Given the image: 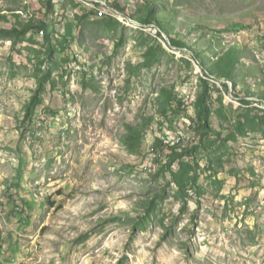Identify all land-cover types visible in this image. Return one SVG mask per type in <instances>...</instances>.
Wrapping results in <instances>:
<instances>
[{
	"label": "rangeland",
	"instance_id": "obj_1",
	"mask_svg": "<svg viewBox=\"0 0 264 264\" xmlns=\"http://www.w3.org/2000/svg\"><path fill=\"white\" fill-rule=\"evenodd\" d=\"M71 1L48 15L41 0H0L7 17L1 28L19 22L3 11L30 10L63 49L51 60L45 34L17 45L0 35V264H117L123 257L125 264H264V131L223 143L246 110L241 100L264 110V0H111L130 16L150 3L158 13L164 6L174 38L201 46L214 37L216 51L238 50V89L226 80L210 87L215 107L223 96L231 108L230 121L214 114L207 136L194 120L200 79L208 77L190 65V52L127 21L110 28L102 23L107 15L94 14L99 9ZM142 32L169 51L152 68L141 65ZM41 79L43 102L26 119ZM163 90L182 102L180 110L175 102L163 115ZM145 121L142 151L130 154L122 142L127 125ZM160 134L181 139L174 146L182 149L224 146L194 155L199 181L186 213L163 168L165 147L154 152ZM220 157L222 165L209 171L208 162ZM163 190L152 225L142 231L134 220Z\"/></svg>",
	"mask_w": 264,
	"mask_h": 264
},
{
	"label": "trees",
	"instance_id": "obj_2",
	"mask_svg": "<svg viewBox=\"0 0 264 264\" xmlns=\"http://www.w3.org/2000/svg\"><path fill=\"white\" fill-rule=\"evenodd\" d=\"M46 6L43 7L46 10L48 15L52 14L55 11L56 5L58 4L57 0H41ZM76 2V1H75ZM73 0L71 1V5H74V8L81 7L76 4ZM113 7L121 12L122 14L131 17L141 25L149 26L154 25L160 29V31L166 34L169 38L171 47L175 51L187 50L191 53V61L190 65H194L192 61H194L198 67L201 69L202 73L208 77V79L201 78L200 86L202 89L201 95L196 99V117L197 119L194 122H198V127L202 130V135L207 136L209 129L210 118L216 114L221 121L229 122L228 111L231 109L230 107L224 104V97L220 96L218 98L217 107L215 103L212 102V94L210 87L211 84H215L211 80H226L233 84L234 88L238 89V80H237V66L239 64V52L236 48L232 50H227L225 52L216 51L212 48L213 43L215 42V38L208 39L204 45L196 46L194 44H189L187 41L179 40L174 38L170 34V30L166 27L172 23V19L163 13L165 8L163 6V12H157L154 8V5L150 3L146 11L140 10L137 15L130 16L127 14L125 8H121L118 2L113 3ZM82 8V7H81ZM24 9V8H23ZM84 9V8H82ZM20 10H15L13 8H9L4 12L11 13L16 18L19 19L15 25L11 28H1V23L7 21V17L4 14L0 15V35L5 39H9L13 44L17 45L19 42H32L34 32L40 33L42 30L45 34L44 41L48 44V56L51 60H53V55L58 54L59 51H63L59 42H53V34H50L48 23L44 20H35L31 18L30 20L22 21L21 16L18 14ZM92 14V13H91ZM94 15V14H92ZM102 23L110 28H116L119 25H123L116 19L106 18L102 21ZM236 27V26H235ZM67 37L72 35V28L68 27ZM191 30V29H190ZM192 32V30H191ZM30 35V36H29ZM144 38V49L145 53L143 55L142 67L144 68H152L155 64H157L161 58L168 54L169 51L163 46V44L159 41L158 38H155L151 34L147 32H142ZM29 36V38H27ZM159 38L163 39L161 33H159ZM201 37H196L194 42L201 41ZM60 49V50H59ZM44 65L43 60H39L38 67L39 70ZM51 72H47L45 77L50 76ZM44 79H41L38 88L35 91L31 100L24 107L25 118L30 119L36 112V109L42 104V92ZM261 89L263 86L258 84ZM223 87L225 90L229 91V86L223 83ZM235 89V90H236ZM235 96L238 94L235 92ZM161 103H162V113L163 115L167 114L168 107L174 108L173 104L176 102L178 105V109L182 108V102L176 101L177 99L174 97V94L170 91L163 90L161 92ZM261 100L264 101V91L259 94ZM241 103L246 107V110L235 119L233 123V130L230 131L228 136L224 138L223 143L237 142L240 137H246L249 132L257 133L264 131V110L259 109L257 107L252 106V102L247 100H241ZM175 112V110H174ZM149 122L145 121L142 124L137 125H127L126 135L123 137V145L125 149L133 155H139L142 151L143 140L148 132ZM221 138V134L218 133ZM217 142H207L202 143V149L206 150H215L218 147ZM165 147L166 153V164L163 166L166 171L169 172L171 176L170 183L177 187L176 192V200L182 203L181 212L186 213L189 211L188 209V199L190 197V191L197 190V185L199 181V170L200 163L194 159V155H198L200 152L199 146L189 149H182L179 146H170L162 142L158 139L155 142L154 152H157L160 148ZM224 146H219L218 149L223 148ZM156 162V161H155ZM208 170L210 171L211 166L215 163L222 165V157H220L217 161L211 160L208 162ZM177 165V169L173 167ZM199 196L203 195L201 189L198 191ZM165 190H163L160 194H157L155 197L147 200L143 207V213L135 219V222H140L142 225V231H144L147 225H152L153 217L156 215L161 201L164 200ZM127 218L130 216L127 214ZM131 219V218H130ZM133 220V219H132ZM164 224L165 221L162 220ZM164 239V238H163ZM127 257H123L118 261L117 264H125Z\"/></svg>",
	"mask_w": 264,
	"mask_h": 264
},
{
	"label": "built area",
	"instance_id": "obj_3",
	"mask_svg": "<svg viewBox=\"0 0 264 264\" xmlns=\"http://www.w3.org/2000/svg\"><path fill=\"white\" fill-rule=\"evenodd\" d=\"M65 0H57V2H60L61 4L64 3ZM91 1V5H92V9H99L101 11H107L108 9H115L113 7V3H101V2H95L93 0H89ZM27 3L30 5V0H27ZM30 12V10H29ZM29 12H23V13H18L21 16V19L23 20H30L31 19V14H29ZM119 14H122L121 12H119ZM124 15V14H122ZM125 21H133V19H127V16H125ZM148 30H150L152 33H156L159 34L155 29H154V25H149V26H145ZM41 36H44V31L42 30L40 32ZM159 139L164 142L167 145L170 146H174V144L176 142H181V139H175L173 135H159Z\"/></svg>",
	"mask_w": 264,
	"mask_h": 264
},
{
	"label": "bare ground",
	"instance_id": "obj_4",
	"mask_svg": "<svg viewBox=\"0 0 264 264\" xmlns=\"http://www.w3.org/2000/svg\"><path fill=\"white\" fill-rule=\"evenodd\" d=\"M76 1L78 4L82 5L83 7H89V8H92V5H91V1L89 0H74ZM95 2H101V3H112L111 0H93ZM100 12H103L101 10H95L94 11V14H101V15H107L106 17L104 18H111V19H116V20H123L124 22L125 21V15H122V14H119V11L116 10V9H108L107 11H104V13H100ZM107 13V14H105ZM108 16H113V17H108ZM102 18V17H100ZM127 19H132L131 17L127 16ZM130 25L136 27V28H139L141 30H145L147 29L144 25H141V23H138L137 21H135L133 19V21H127ZM154 29L158 32V33H161L163 38H165L164 34L160 31L159 28H157L156 26H154ZM150 31V30H148ZM166 41V40H165Z\"/></svg>",
	"mask_w": 264,
	"mask_h": 264
},
{
	"label": "water",
	"instance_id": "obj_5",
	"mask_svg": "<svg viewBox=\"0 0 264 264\" xmlns=\"http://www.w3.org/2000/svg\"><path fill=\"white\" fill-rule=\"evenodd\" d=\"M164 36H165V39H166V41L167 42H169V38H168V36L166 35V34H164ZM224 82V81H223ZM226 84H228L227 82H225ZM229 85V84H228Z\"/></svg>",
	"mask_w": 264,
	"mask_h": 264
}]
</instances>
